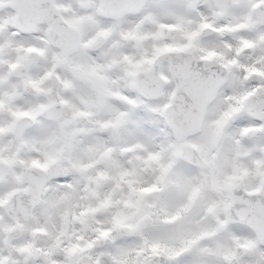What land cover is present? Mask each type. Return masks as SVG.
Instances as JSON below:
<instances>
[{"label":"snow or ice","instance_id":"snow-or-ice-1","mask_svg":"<svg viewBox=\"0 0 264 264\" xmlns=\"http://www.w3.org/2000/svg\"><path fill=\"white\" fill-rule=\"evenodd\" d=\"M0 264H264V0H0Z\"/></svg>","mask_w":264,"mask_h":264}]
</instances>
